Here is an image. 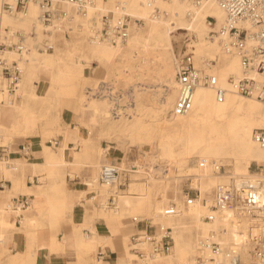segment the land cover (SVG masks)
<instances>
[{"label":"bare ground","instance_id":"obj_1","mask_svg":"<svg viewBox=\"0 0 264 264\" xmlns=\"http://www.w3.org/2000/svg\"><path fill=\"white\" fill-rule=\"evenodd\" d=\"M60 7L66 10L70 17L56 16L54 24L49 27H43L36 20L39 9L35 4L29 5L25 15L2 13L1 27L10 26L14 29L27 30L34 23L39 39L49 38L52 48L51 51H39L32 47L26 58L20 62L23 72L15 91V95H19L20 100L11 102L7 100L8 97L1 92L5 81L0 79V125H4L14 110L23 132L36 133L38 126L44 127L42 131L44 132L47 129L46 124L58 120V113L53 110L55 106H59L60 99L69 93H76L79 81L87 78L83 73L85 67L92 66L94 61L101 63L106 60L109 65L113 61L122 62L134 52L139 53L149 49L158 52L159 58L164 61L158 74L164 91L156 101L158 106H150V103L142 104L137 91L134 109L135 112L139 111V115L133 118L124 115L111 117L106 99L98 100L94 97L89 98L84 93L79 94L76 111L79 113V122L87 129V135H83L78 126H75L74 130L68 127L58 130L63 137L59 158L53 157L51 149L43 143L44 152L49 156L47 162L50 168L48 174L39 178L42 183L35 187L36 190L41 194L46 193L47 179L51 182L55 181V178L64 180V172L53 174L54 167L57 164L65 165L66 161L61 157L62 152L66 148L67 140L74 136L79 139L82 152L85 147L87 148L90 158L80 159L79 152L71 149L74 159L69 166L75 169L87 163V167H91L92 173L85 182L93 193L87 196L85 202L86 194L77 191L71 194L69 191L70 205L75 199L78 201L83 199L85 204H94L95 200H98L101 206L96 212L100 216L112 214V207L108 204V196L112 193L122 211L130 212L135 208L149 207L152 211V222L158 229V233L151 235L170 237L172 245L163 253L149 256L145 252L142 259L144 263L198 264L196 255L199 240L207 236H211L223 246H233L242 260H250L252 255L249 236L258 234L264 229V217L243 216L231 210H213L210 206L214 201V188L218 184L227 182L230 177L251 176L264 182V168L258 175L248 173L252 161L264 167V151L252 137L254 128H264V104L251 97H240L242 95L235 92L232 80L242 74L239 57L235 53H225L217 40L207 37L209 29L207 16L214 17L218 23L224 19V12L217 0H202L197 5L192 0H95L94 4L87 7L85 14L78 13L83 19L75 16L76 22L70 21L74 19L71 13L74 9L72 3L64 2ZM108 11H112L114 18L122 15L129 17L130 35L128 34L124 41L110 42L96 36L100 25L99 17ZM140 20H143L144 25L139 24ZM46 29L50 32H46ZM175 32L195 36L188 51L195 55L196 66L204 68L207 59L215 60V64L211 63L208 71L216 76L217 86L226 90L223 101L217 100L214 86L199 85L193 91L192 106L189 111L181 115L170 113L177 95V81L172 65L174 63L172 37L175 36H173ZM125 42L126 46L123 45ZM9 54L14 56L12 51ZM109 75L106 73L105 78ZM43 76H48V83L45 86L33 84L34 80L40 81ZM146 91L145 89L143 93ZM82 96L83 103L80 102ZM96 125L99 126V137L109 138L112 134V139L114 138L112 148L121 151L119 155L112 157L117 158L116 163L104 161L106 158L109 159L108 148L94 147L92 134ZM152 135H156L159 140L158 156L169 164L175 163L180 166L187 155L198 158L195 165L184 169L189 179L188 184L198 193L191 204L185 203L179 195L180 178H171L164 182L150 175L148 179L150 182L145 189L146 195L141 194L139 197L123 195L119 187H111L99 181L101 165L113 164L120 169V181L126 184L129 176H133V181L130 179L132 181L130 188L139 190L142 183L137 181L138 170L135 164L128 165L126 152L124 155V144L125 141L142 144L150 140ZM40 136L44 140L42 134ZM13 160H10L9 164H12ZM6 164L0 161V170H5L8 176L17 172L24 174L27 166L35 165L28 161L9 168L7 166L9 164ZM222 165L227 168L229 166L230 170L227 171L232 175L222 174L220 171ZM132 172L134 174L130 175ZM69 173L70 177L75 176L71 169ZM156 190L161 192V199L153 200V193ZM17 191L30 192V189L24 182H15L13 189L7 194ZM168 200L175 203L178 212L174 215L164 213L169 205ZM29 209H34L33 202ZM208 214H213L212 220L204 219ZM129 246L126 243V250L120 254L119 264H132L134 255L129 252ZM142 247L145 251L149 249L147 243ZM220 260L223 264H228L225 257L220 256ZM99 263L106 264L101 261Z\"/></svg>","mask_w":264,"mask_h":264},{"label":"built area","instance_id":"obj_2","mask_svg":"<svg viewBox=\"0 0 264 264\" xmlns=\"http://www.w3.org/2000/svg\"><path fill=\"white\" fill-rule=\"evenodd\" d=\"M106 1V0H105ZM199 4L202 0H192ZM0 79L5 81L2 92L10 94L15 92L20 82L23 68L20 62L26 58L31 48L39 51L51 50L52 45L48 38L39 39L36 27L33 23L27 30L14 29L10 26L1 27L2 13L26 14L30 4H35L39 11L36 20L49 27L53 25L54 18L60 16L69 18L70 14L60 5L69 2L74 5V11L85 14L87 7L94 4L95 0H0ZM224 12V19L220 23L212 16H207L209 29L207 37L217 40L221 50L225 53H235L241 63L242 74L232 80L236 93L254 98L264 104V0H217ZM99 29L97 37L110 42L124 41L129 34V17L122 15L114 18L112 11L102 13L99 17ZM50 32L49 29L45 30ZM14 52L10 56L9 52ZM213 60L207 59L205 67L195 65L193 53L188 50L178 52L174 56V72L177 81V95L170 110L171 114H185L192 106L194 89L199 85L215 87V96L218 101H223L226 90L217 86V78L208 71ZM87 97L104 98L109 101L112 114L120 115L125 108L119 105L121 94L116 89V83L112 81V75L100 80L97 84L84 89ZM253 138L264 151V128H256ZM50 146L57 144L55 139L50 140ZM20 150L28 151L29 144H19ZM13 150L11 141H0V161L9 164ZM262 166V165H261ZM260 166V167H261ZM260 167H258L260 169ZM38 182L37 178H34ZM99 181L109 186L121 188L124 183L120 181V169L113 164H102L99 169ZM187 194L186 203L196 198ZM115 195L110 194V202L113 204ZM26 200L23 205H27ZM213 210H231L243 216L254 218L264 217V182L251 178V176L230 177L223 184H218L214 190V201L210 206ZM175 205H168L166 215L176 214ZM212 220L213 214L204 217ZM133 221L143 223V228L131 236L133 251L140 256L154 255L166 252L172 245L170 237H156L150 234V224L144 218L133 216ZM89 232V231H88ZM252 258L242 260L233 246H223L211 236L199 240L198 264H223L220 256L227 259L228 264H264V229L258 234H250ZM144 243L149 245L148 250L141 247Z\"/></svg>","mask_w":264,"mask_h":264},{"label":"crops","instance_id":"obj_3","mask_svg":"<svg viewBox=\"0 0 264 264\" xmlns=\"http://www.w3.org/2000/svg\"><path fill=\"white\" fill-rule=\"evenodd\" d=\"M71 13L74 19L70 21L76 22V15L83 19L74 9ZM85 69L89 70L91 68L85 67L83 69L84 74ZM94 71H91V75L94 74ZM47 79L48 76H43L40 81L34 80L33 84L45 86L48 83ZM91 85L85 86L84 89ZM2 93L8 97L7 100L9 102L20 100V96L15 95V92L10 94ZM77 99L78 96L75 93L65 99H60L58 120L50 127L49 131L55 136L51 139L42 140L40 136L44 130L42 126H38L36 133L33 134L23 132L22 127L18 124L17 113L14 110L11 116L7 117L8 119L4 125H0V132L2 129L3 131L9 130L8 133L10 134L16 132L19 136L26 138L23 141H20L19 138L5 139L7 135L0 134V141H11L13 150L16 151L12 155V159H14L12 164L6 165L9 168H14V166L16 167L28 161L35 164L27 166L24 174L17 172L8 176L9 174L5 170H0V264H100V261L106 264H119L121 260L120 254L125 252L126 243L130 245L129 252L134 255L132 264H146L142 261L145 252L143 256H140L131 249L133 247L131 236L141 231L144 224L136 223L132 217V225L130 226L126 224V218L133 213L141 212L143 208L149 210V207L135 208L130 212L127 210L122 211L121 206L116 204L115 200L113 204L110 202L109 195L108 204L112 207V214L100 216L96 212L101 206L98 200H95L94 204H85L84 201L86 202L87 196L89 197L93 193V191L88 189L85 182V179L92 173L91 167H87V163L75 169L69 166L74 159L72 150L79 152L80 159L88 160L90 158L86 147L83 152L81 151L79 139L73 136L67 140L66 148L62 152L64 155L62 154L61 156L66 163L65 165L57 164L54 167L55 171L53 174L64 172V180L55 178V181L51 182L47 179V192L44 194L39 193L35 188L42 183L39 178L48 174V169L50 168L47 162L49 156L44 152L43 143L51 149L53 157L59 158V148L62 146L63 137L58 133V130H62L65 127L74 130L75 126H78L81 133L87 135V129L79 122V113L75 109ZM98 129L99 126L96 125L92 134L94 147L108 148L110 163H116L117 158L112 157L119 155L121 151L112 148V134L109 138H101L98 135ZM52 139L57 142L55 146H50L48 143ZM22 143L29 144L28 151L20 150L19 144ZM75 143L77 144L75 145ZM80 151L82 154H80ZM104 161L108 162V159L106 158ZM70 169L75 176L70 177ZM34 178H37L38 182H35ZM15 182H24L30 192L17 191L7 194L8 191L13 189ZM125 186L124 189H121L123 191L121 194L124 193L123 195L132 197H139L141 194L146 195V190L144 192L138 191L139 194L135 193V191H130V182L125 184ZM69 191L71 194L74 191L82 192L83 195L86 194L84 201L83 199L79 201L75 199L74 203L70 205ZM187 193V190H185L182 195L185 203ZM196 195L198 196L197 192ZM24 200L26 202L29 201V205H23ZM31 202L34 204V209H29ZM168 202L169 205H175L170 200ZM19 205H22V207ZM149 211L151 214L152 211ZM7 223H12V225H7ZM130 230H133L131 234H129ZM153 233H158L154 222H152L150 228V234ZM85 238L87 239L85 240ZM143 250L145 249L143 248Z\"/></svg>","mask_w":264,"mask_h":264},{"label":"rangeland","instance_id":"obj_4","mask_svg":"<svg viewBox=\"0 0 264 264\" xmlns=\"http://www.w3.org/2000/svg\"><path fill=\"white\" fill-rule=\"evenodd\" d=\"M139 24H143V20L138 21ZM144 25V24H143ZM183 32L182 30H179V32ZM179 32L173 33L172 40H173V62H174V56L178 52H183L188 50V48L191 46L192 39H195V36L192 35H187V34H178ZM68 35V33H67ZM130 35V31H129ZM182 36V37H181ZM178 40V41H177ZM126 46V42L123 44ZM146 52V54H144ZM195 55L193 54V57ZM123 58V57H122ZM106 60H103L101 63L94 61L93 66H89L91 69H85V74H86V79L79 81L76 93L78 96V101L77 105L75 106V109H78V104H79V94L83 95L84 93V87L87 85H94L97 84L100 80L106 79V73H109L112 75V81L116 83V89L117 91L121 94V100L119 101V105L124 106L125 108L123 111H121L120 115H124L126 117L133 118L134 116L139 115V111L135 112L134 106L136 103V93L137 91L139 92L138 97L139 99L142 100V104L150 103V106H158V98L161 96L162 91H164V87L161 85L158 74H160L162 64L164 63L163 59L159 58L158 52H155L153 49H149L144 52H134L133 54L131 53L130 55L127 56V60H123L121 63L119 61H113L109 63ZM195 63V59H194ZM212 64H215L212 62ZM161 65V66H160ZM174 67V63L172 64ZM196 65V63H195ZM160 66V67H159ZM160 68V69H159ZM110 69V70H109ZM94 71V74L91 75V71ZM108 70V71H107ZM120 70V71H119ZM122 70V71H121ZM110 71V72H109ZM110 75L108 77H110ZM175 75V74H174ZM107 77V78H108ZM155 84V85H154ZM91 85V86H92ZM152 85V86H151ZM158 85V86H157ZM147 90L145 93H143L144 90ZM73 95V93H69L65 96H63L62 99H65L66 97H69ZM142 97H140V96ZM238 95V94H236ZM240 96V95H238ZM243 97V96H240ZM96 98V97H94ZM247 98V97H245ZM98 100H101V98H96ZM144 99V101H143ZM150 99V101H149ZM103 100V99H102ZM152 100V101H151ZM255 100V99H254ZM84 98L82 96V100L80 101L83 103ZM109 111H110V116L112 117L113 114L111 111V107L109 106V103L107 100ZM257 101V100H256ZM59 106H55L54 112L57 114ZM169 111V110H168ZM135 112V113H134ZM125 113V114H124ZM169 113V112H168ZM129 116H128V115ZM169 116V114H168ZM55 124L54 122H50V124H46L47 129L42 132V136L45 140L51 139L52 137H55L52 135V132L50 131V127H52ZM262 128V127H260ZM256 128L253 129V132ZM253 132H252V137H253ZM60 134V131H58ZM0 134H5L7 137L5 139H16L19 138L20 141L25 140V137L19 136L16 133H8L6 131H1ZM62 135V134H61ZM4 139V140H5ZM114 138L112 139V141ZM4 142V141H3ZM159 143L158 137L156 135H152L150 140H146L144 143L139 144V143H132L125 141V150H124V155L126 152V161L128 165L130 166L132 163L135 164L136 170H138V179L137 181L141 182L142 186L140 187L139 190H132L130 188V191H135V193L139 194V192H144L148 183L150 182L148 179L150 178V175H153L162 181H167L168 179L171 178H180V184L178 185L179 189V195L182 197L183 192L187 190V192L190 195H195L197 192L196 189L191 188L189 183L188 176L186 174V167L195 165L197 162V157L194 155H187L185 156L184 162L182 165H177L175 163L169 164L167 161H164L158 156V148L157 144ZM108 159V158H107ZM109 160V159H108ZM156 165V166H155ZM261 164H257L255 161H252L250 166H249V174L253 175H258L261 172V169L264 167H260ZM157 167V168H156ZM169 167V168H168ZM260 167V169L258 168ZM168 168L167 170H164ZM229 166L228 168L226 166H220V171L222 174L226 175H232L230 171ZM226 171V172H225ZM141 172V173H140ZM145 172V173H143ZM147 172V173H146ZM228 172V173H227ZM140 173V174H139ZM134 174L132 172L130 175ZM264 174V170H263ZM165 176V177H164ZM130 179L133 181L132 177L129 176ZM148 177V178H147ZM164 178V179H163ZM131 180H127V183H131ZM126 186L125 184L119 188V189H124ZM215 190V188H214ZM214 190H213V198H214ZM121 191V190H120ZM137 191V192H136ZM139 191V192H138ZM123 192V191H121ZM159 194V195H158ZM156 196V197H155ZM161 192H156L153 193V200H158L161 199ZM158 198V199H157ZM150 210V209H149ZM147 208H143L141 212L138 213H133L131 214L127 219V225H132L131 218L133 216H136L138 218H144L146 219L149 224L150 228L152 226V216L149 213ZM13 227V226H11ZM149 228V231H150ZM133 230H130L129 234H131ZM197 256V255H196Z\"/></svg>","mask_w":264,"mask_h":264}]
</instances>
